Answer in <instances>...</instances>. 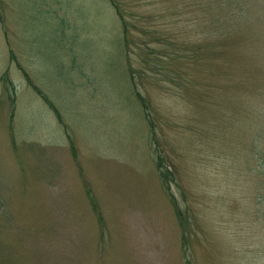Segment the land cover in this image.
I'll list each match as a JSON object with an SVG mask.
<instances>
[{"label":"rangeland","instance_id":"1","mask_svg":"<svg viewBox=\"0 0 264 264\" xmlns=\"http://www.w3.org/2000/svg\"><path fill=\"white\" fill-rule=\"evenodd\" d=\"M110 2L0 0V264H264V0Z\"/></svg>","mask_w":264,"mask_h":264},{"label":"trees","instance_id":"2","mask_svg":"<svg viewBox=\"0 0 264 264\" xmlns=\"http://www.w3.org/2000/svg\"><path fill=\"white\" fill-rule=\"evenodd\" d=\"M109 2H110V0H109ZM110 3L112 5V7H114V9H115V12H116V14H117V16H118V18L120 20V23H124L123 17H122L120 11L118 10V8L116 6V3H113L112 0H111ZM122 29H123V33H124L125 32V27L123 26ZM139 102H140V105H143V100L141 99V97L139 98ZM157 159H158V161L155 164L157 176H158V178H159V180H160V182L162 184V187L164 188L165 195L170 197V199H171V206H172L174 214H175V216L177 218L178 224L180 226H183L184 225V223H183L184 218H182V212L179 210L177 205L174 204L173 194L171 193L169 185H168V182H167L168 181L167 180L168 171H167V169H162L161 160H160L159 156L157 157Z\"/></svg>","mask_w":264,"mask_h":264}]
</instances>
